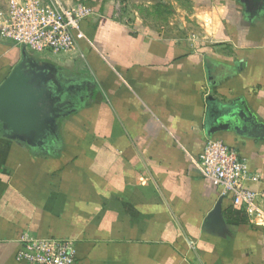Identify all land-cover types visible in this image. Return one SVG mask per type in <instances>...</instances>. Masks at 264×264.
<instances>
[{
    "label": "crops",
    "instance_id": "obj_1",
    "mask_svg": "<svg viewBox=\"0 0 264 264\" xmlns=\"http://www.w3.org/2000/svg\"><path fill=\"white\" fill-rule=\"evenodd\" d=\"M97 18L68 56L0 37V87L44 66L65 110L40 138L0 123V264H26L24 236L73 240L74 264H264L262 221L197 166L209 139L234 148L264 211V0H193L160 28Z\"/></svg>",
    "mask_w": 264,
    "mask_h": 264
},
{
    "label": "built area",
    "instance_id": "obj_2",
    "mask_svg": "<svg viewBox=\"0 0 264 264\" xmlns=\"http://www.w3.org/2000/svg\"><path fill=\"white\" fill-rule=\"evenodd\" d=\"M97 17L96 9L82 0H12L0 12V37L37 55L68 56L87 39L86 25ZM197 166L208 181L230 196L252 221L264 226L259 194L248 190L253 180L247 162L225 142L209 139ZM77 258L71 239L24 236L17 259L26 264H74Z\"/></svg>",
    "mask_w": 264,
    "mask_h": 264
},
{
    "label": "water",
    "instance_id": "obj_3",
    "mask_svg": "<svg viewBox=\"0 0 264 264\" xmlns=\"http://www.w3.org/2000/svg\"><path fill=\"white\" fill-rule=\"evenodd\" d=\"M260 2L261 0H255ZM49 71L44 66H32L29 62H21L0 87V123L10 132L25 134L31 138L34 133L38 138L49 132L48 123L51 119L65 113V110L51 103L53 94H50ZM52 97V98H51ZM207 124L223 121L217 128L231 126L235 117L230 107L208 99ZM50 102V103H49ZM61 102V98L55 99ZM238 117L247 119L243 112ZM220 211V206L218 209Z\"/></svg>",
    "mask_w": 264,
    "mask_h": 264
},
{
    "label": "rangeland",
    "instance_id": "obj_4",
    "mask_svg": "<svg viewBox=\"0 0 264 264\" xmlns=\"http://www.w3.org/2000/svg\"><path fill=\"white\" fill-rule=\"evenodd\" d=\"M12 0H0V12H4ZM96 9L97 19L112 11L114 19L129 25L136 22L160 28L167 25L179 10L190 13L193 0H82ZM50 57H54L50 55ZM43 59H48L44 56Z\"/></svg>",
    "mask_w": 264,
    "mask_h": 264
}]
</instances>
